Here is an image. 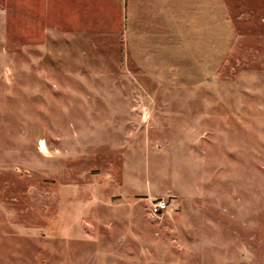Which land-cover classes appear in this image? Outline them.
<instances>
[{"label":"rangeland","instance_id":"374dc122","mask_svg":"<svg viewBox=\"0 0 264 264\" xmlns=\"http://www.w3.org/2000/svg\"><path fill=\"white\" fill-rule=\"evenodd\" d=\"M0 264H264V0H0Z\"/></svg>","mask_w":264,"mask_h":264},{"label":"built area","instance_id":"2783aa9c","mask_svg":"<svg viewBox=\"0 0 264 264\" xmlns=\"http://www.w3.org/2000/svg\"><path fill=\"white\" fill-rule=\"evenodd\" d=\"M168 208V203L164 199H159L151 205V213L158 214Z\"/></svg>","mask_w":264,"mask_h":264}]
</instances>
